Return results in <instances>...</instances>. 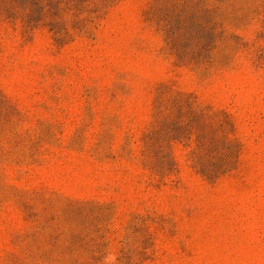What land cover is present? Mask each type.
Returning <instances> with one entry per match:
<instances>
[{
  "label": "rangeland",
  "instance_id": "obj_1",
  "mask_svg": "<svg viewBox=\"0 0 264 264\" xmlns=\"http://www.w3.org/2000/svg\"><path fill=\"white\" fill-rule=\"evenodd\" d=\"M43 14L0 0V264H264V0Z\"/></svg>",
  "mask_w": 264,
  "mask_h": 264
},
{
  "label": "trees",
  "instance_id": "obj_2",
  "mask_svg": "<svg viewBox=\"0 0 264 264\" xmlns=\"http://www.w3.org/2000/svg\"><path fill=\"white\" fill-rule=\"evenodd\" d=\"M51 3L52 0H32L33 5H37L39 7L40 11H47V14H43L42 16H50L51 14ZM53 23V22H52ZM174 113L177 114L179 117V121H177L178 126H180L183 130L180 132L173 133L172 135H168L165 133L163 129V125L165 123V120L161 118L160 114H156V119L154 121V125L150 132L148 133V137L150 140V143H147V147L150 148V146H153L156 148V151L158 152L160 149H163L166 143H168L172 139H178V134H186L187 130L191 128V126L194 124L195 121L191 120L189 117L191 115V118L193 119L196 117L191 112L187 111L183 107L179 105H175ZM171 136V137H170Z\"/></svg>",
  "mask_w": 264,
  "mask_h": 264
}]
</instances>
